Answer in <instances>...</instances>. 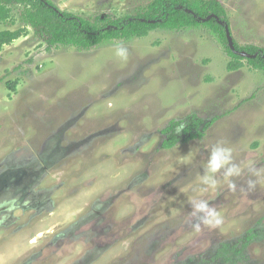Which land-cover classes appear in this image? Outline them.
<instances>
[{"label": "rangeland", "instance_id": "obj_1", "mask_svg": "<svg viewBox=\"0 0 264 264\" xmlns=\"http://www.w3.org/2000/svg\"><path fill=\"white\" fill-rule=\"evenodd\" d=\"M51 1L95 21L134 15L151 0ZM219 1L236 42L264 49V0ZM22 9L13 5L0 31L24 25ZM26 28L0 49V172L45 165V148L57 160L37 187H50L51 212L14 209L17 221L0 222V264H26L34 252L29 264H78L95 245L87 264H264V176L251 190L246 183L257 179L249 162L264 167L262 69L243 59L227 70L230 56L207 27L156 28L90 49L47 48ZM194 121L201 136L186 139ZM169 138L173 146L162 147ZM213 146L233 151L229 165L208 173ZM231 165L241 172L225 179ZM96 200L102 216L93 215ZM200 200L222 215L218 228L192 227ZM98 218L100 234L87 238ZM66 228L75 239L53 237Z\"/></svg>", "mask_w": 264, "mask_h": 264}, {"label": "trees", "instance_id": "obj_2", "mask_svg": "<svg viewBox=\"0 0 264 264\" xmlns=\"http://www.w3.org/2000/svg\"><path fill=\"white\" fill-rule=\"evenodd\" d=\"M17 4L23 6L20 17L24 25L14 30H1L0 49L4 44H9L19 36L26 34V26L33 29L34 35L44 41L47 48L73 45L79 49H90L112 39L128 40L145 36L150 30L156 28L179 30L207 27L222 45L225 53L230 56L226 64L227 70L239 69L243 66V59H245L252 68L264 71V49L262 47L253 44L242 46L233 38L236 50L246 51L253 56L246 58L230 50L224 29L225 24L230 28V23L226 10L219 0H151L142 11L134 15L113 19L97 16L95 21L60 10L51 0H0V21L11 19V7ZM210 14H214L218 20L214 16L204 20ZM218 21H222V24ZM8 86L10 89L15 87L14 83ZM171 123L172 121L169 122V126ZM190 125L195 128V131L190 132L186 139L201 136V131L197 129L199 122L194 121ZM162 130L167 131L168 126ZM175 140V138L165 139L161 145L164 148H170Z\"/></svg>", "mask_w": 264, "mask_h": 264}, {"label": "flooded vegetation", "instance_id": "obj_3", "mask_svg": "<svg viewBox=\"0 0 264 264\" xmlns=\"http://www.w3.org/2000/svg\"><path fill=\"white\" fill-rule=\"evenodd\" d=\"M45 149H47V152L44 155L45 161H46L45 165L38 166L34 169V166L39 160L38 159L37 162L36 160H34L33 163L30 162L27 166L25 165H20V166H15V167L8 166L3 172H0V222L2 224H7L11 220V218H13V221L15 220L17 221V218L13 216L14 209L15 210L21 209L22 212H26L28 208L32 209V212L35 211L37 214L33 212L32 215H30L31 217L35 215L38 216V213L41 210H43L44 207L49 206L48 210L50 209V206L52 205V200H50V198L52 197V194L50 193L51 190L49 191L50 187L49 188L47 187L37 188L38 184L40 183L38 179L41 177V175L45 173L46 169L48 168L51 169L52 165H54L57 160L51 157L50 155L51 151L48 148H45ZM50 149H53V148H50ZM52 154H56V153L53 152ZM19 175L21 179L23 178V176L28 179L27 180L25 179L24 181L22 180V182H19L16 180L17 178H19ZM45 188L46 190H43ZM47 201L48 203L44 206L45 202ZM103 203L104 205L106 204L105 205L106 207L110 203V201L107 199V201ZM99 204H100L99 200H96L94 202L93 207H92L93 215L100 214L101 212L99 209L104 210V207H99ZM101 216H102V213H101ZM81 218L80 220L77 219V222L78 220L81 222H84V218L82 219ZM100 222H101V218L100 219L98 218V221L95 223L96 228H94L93 235H87V238L100 234V229L97 228ZM24 223L25 221L18 223L16 227L22 226V224ZM14 229H12L10 232L12 233ZM68 229L69 228H66L62 231L54 233L53 237L54 238L68 237L71 239H75L74 235H71V234L66 235V231H68ZM95 249H97L96 245L90 248V251L92 252L88 250L89 252L85 256V258H79L78 260H76V263L79 262L78 264H83V262H85V264H87L88 261L93 260L95 257V253H94ZM39 253L41 252H34L30 254V256L27 258L25 263L29 264L32 261H34L35 256L39 255Z\"/></svg>", "mask_w": 264, "mask_h": 264}, {"label": "clouds", "instance_id": "obj_4", "mask_svg": "<svg viewBox=\"0 0 264 264\" xmlns=\"http://www.w3.org/2000/svg\"><path fill=\"white\" fill-rule=\"evenodd\" d=\"M117 55L122 58H127V50L124 48H118ZM233 149L231 147L220 148L213 146L209 158L207 161V172L208 173H217L220 169L224 168L226 165L230 164L231 161V152ZM254 162H249L250 171L253 176L257 179H248L247 186L248 189L251 190L255 187L261 176H264V167L256 168L252 167ZM241 172V168L237 165H231L227 167V170L224 173L225 179L233 175H239ZM203 182L209 183L207 178H202ZM217 186V181L212 179L210 181L209 187L211 189H215ZM227 187L230 191L235 192L237 189V185L232 180H227ZM242 191L244 189H241ZM193 213L192 215H196L197 213H202L199 217L198 222L192 224V227L195 231L199 232L201 230V225L208 227L209 229L218 228L223 223L222 215L216 210L215 207L209 206L207 200H200L198 203L193 202Z\"/></svg>", "mask_w": 264, "mask_h": 264}, {"label": "water", "instance_id": "obj_5", "mask_svg": "<svg viewBox=\"0 0 264 264\" xmlns=\"http://www.w3.org/2000/svg\"><path fill=\"white\" fill-rule=\"evenodd\" d=\"M214 16V14H210L208 15L204 20H208L210 17ZM217 19L216 16H214ZM220 24H222V21H218ZM224 29H225V36H226V40H227V44L230 48V50L236 54H239L243 57H246V58H249V57H252L253 55L247 53L246 51H238L235 49V46H234V41H233V37H232V34L230 32V28L228 25H224Z\"/></svg>", "mask_w": 264, "mask_h": 264}]
</instances>
